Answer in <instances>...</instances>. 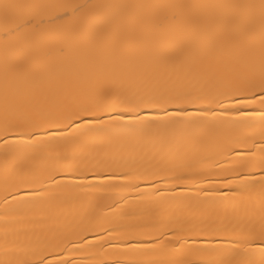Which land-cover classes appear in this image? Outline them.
Returning a JSON list of instances; mask_svg holds the SVG:
<instances>
[{
    "label": "bare ground",
    "instance_id": "obj_1",
    "mask_svg": "<svg viewBox=\"0 0 264 264\" xmlns=\"http://www.w3.org/2000/svg\"><path fill=\"white\" fill-rule=\"evenodd\" d=\"M0 264H264V0H0Z\"/></svg>",
    "mask_w": 264,
    "mask_h": 264
}]
</instances>
